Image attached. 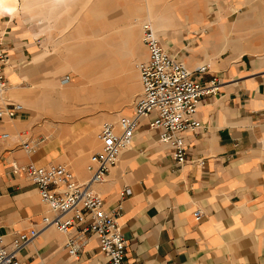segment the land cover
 Instances as JSON below:
<instances>
[{
    "label": "crops",
    "instance_id": "obj_1",
    "mask_svg": "<svg viewBox=\"0 0 264 264\" xmlns=\"http://www.w3.org/2000/svg\"><path fill=\"white\" fill-rule=\"evenodd\" d=\"M69 1L54 16L69 9ZM143 1L141 5L128 0L126 9H112L111 20L95 21L90 33L80 16V45H103L104 54L112 52L109 45H124L122 60L133 57L136 50L144 60L148 53L141 41L142 24L144 18L152 23L155 11L153 28L163 49L192 71L209 64L199 79L216 77L219 88L199 102L196 117L202 126L186 132L188 161L178 164L171 148L158 140L157 130L149 127L151 117H144L131 145L105 179L94 184L105 207L118 213L125 258L140 264H264V0H146L145 13ZM20 2L15 16L0 9V50L7 56L5 96L14 100L10 94H15L14 101L22 105L14 117L0 119V232L5 241L14 232L40 229L41 215L48 212L35 184L12 163H61L77 180L85 179L88 156L99 148L95 131L104 119L103 115L95 116L97 122L92 117L72 118L74 113L52 116L32 106L33 98L53 95L64 64L52 59L48 27L37 20L26 24L21 18L33 0ZM140 6L141 14L135 11ZM72 37L73 32L68 34V45ZM102 56L91 62L95 74L102 76L100 82L114 74V65L119 66ZM103 62L105 73L97 68ZM70 82L79 89L90 90L92 85L75 76L66 84ZM138 88L118 94L130 100ZM103 89H96L91 100L80 93L50 105L55 114L66 112L70 101L96 105ZM44 104L40 101V108ZM124 112L131 113L132 108ZM23 142L30 145L29 151ZM198 159H203L202 165L194 161ZM196 209L202 212L200 218ZM66 239L47 226L19 250L18 258L21 264L105 260L97 236L88 235L73 255Z\"/></svg>",
    "mask_w": 264,
    "mask_h": 264
},
{
    "label": "built area",
    "instance_id": "obj_2",
    "mask_svg": "<svg viewBox=\"0 0 264 264\" xmlns=\"http://www.w3.org/2000/svg\"><path fill=\"white\" fill-rule=\"evenodd\" d=\"M141 41L147 50V57L136 64L140 92L136 96L131 113L120 115L116 121L102 122L95 138L99 148L88 156L85 169L88 176L77 180L73 173L61 163L16 165L14 170L24 172L35 184L40 201L47 207L41 215V227L52 226L67 236L69 254H76L78 248L93 234L99 239L102 264H140L125 258L126 240L117 221V211L107 209L94 184L102 182L112 166L118 162L120 153L133 140L139 122L151 117L149 127L157 130L158 140L167 144L178 164L188 161L186 132H195L202 126L196 117L201 98L215 94L219 84L216 77L201 82L209 64L198 65L190 70L163 49L150 22L142 24ZM7 56L0 50V119L14 117L22 105L5 96L6 82L4 65ZM68 80L65 74L63 82ZM5 133L1 134L4 137ZM25 150L30 145L23 142ZM199 165L203 159L194 160ZM126 189L125 192H128ZM197 218L202 212L196 209ZM40 229L31 228L26 232H14L9 241L0 232V264H21L18 252Z\"/></svg>",
    "mask_w": 264,
    "mask_h": 264
},
{
    "label": "rangeland",
    "instance_id": "obj_3",
    "mask_svg": "<svg viewBox=\"0 0 264 264\" xmlns=\"http://www.w3.org/2000/svg\"><path fill=\"white\" fill-rule=\"evenodd\" d=\"M67 0H64L63 5L65 4ZM136 4H143V0H132ZM17 7L18 10L22 8V3L20 0L18 1ZM132 2V3H133ZM154 2V1H153ZM70 4L69 9L66 11H62L57 16H54L58 13L60 10H54L55 3L52 0H33L32 8L29 10V12L25 15H21V18L25 20L26 24H29L31 21H36L38 25L43 26L46 25L48 28L46 29V34L48 35L49 39V45L51 46V52H52V59L54 60L56 58L57 61L62 62L64 64V67L61 71H63L62 76L60 78H63L65 74L69 75V78L66 82H63L62 79H60L56 86H60L59 84H66L72 79V76H74L72 73L76 71L75 67L82 65L87 66L88 72L91 71L93 68V65L91 64L92 60H96L95 58L98 57H91L94 53V45H80V41L77 37V28H78V18L81 16L83 20H86V24H83V28L87 32H92V29H94V22L95 21H110V15L111 11L113 10H122L126 9L128 0H70L67 2ZM156 3V2H155ZM171 4V3H169ZM51 6V7H50ZM146 0H145V8L144 13L146 11ZM174 7L171 6V9ZM63 8V6H62ZM143 6H140L137 11L141 14V9ZM53 10V11H52ZM104 10H107L105 12H102ZM54 13H52V12ZM57 11V12H56ZM104 15H108L107 18H102ZM15 16V15H14ZM98 17V18H94ZM146 22H150L147 20V18H144ZM152 20V19H151ZM151 23V22H150ZM152 27L154 26L153 20L151 23ZM154 29V28H153ZM73 32V37L70 38V45H68V34ZM63 35H65V41L63 40ZM73 44V45H72ZM109 44V43H108ZM103 46V45H102ZM105 46V45H104ZM111 48L109 54H104L102 57H110L113 59V63H118L119 66H113V68H116L114 74L108 75V78L103 79L101 82V85H103V96L101 99L96 101V105H93V103L89 102H75L70 101L67 103L66 106V112L60 113L56 112L55 109L50 105L52 102L54 104H61V101L63 100H70L66 97L65 90H62L61 94H57L55 90H53V95H49L44 98H33V104L32 106H36L39 110L47 111V113H50L52 116H62L65 114H71L72 118H91L92 121L97 122L98 118H96L98 115H103L104 119L100 121L99 123L105 122V121H116V119L122 115L125 114L123 111L126 109H131L134 103V100L138 93L140 92V80H139V74L136 67V64L140 61L139 54L140 51H135V55L133 57H130L128 59L122 60L120 58L121 53L125 52L124 45H109ZM103 49V48H102ZM101 50V48H100ZM71 55V56H70ZM136 57V58H134ZM71 58L73 59L71 61ZM52 60V61H53ZM103 65H98L97 68L99 70H103V72H106V66L104 62ZM75 66V67H74ZM96 67V66H95ZM127 68V69H126ZM60 71V72H61ZM79 77V76H75ZM99 79L94 80L93 83L98 82ZM56 82V80L54 81ZM91 85L93 87L94 85ZM91 84V83H88ZM67 85V84H66ZM139 86L136 94L131 97L130 100L127 99V97L124 94H118L119 91L122 92L126 88L131 90L133 87ZM62 86V85H61ZM55 86H53L54 89ZM102 87V88H103ZM9 89V87H8ZM7 89V90H8ZM65 89V88H63ZM118 90V91H117ZM11 91V90H10ZM31 92L32 90L29 89ZM13 91H11L12 93ZM105 93V94H104ZM116 95V98L115 96ZM14 100L17 99L15 94H10ZM45 102V104L40 108V101ZM18 101V100H17ZM20 102V101H18ZM35 103V104H34ZM112 103V104H111ZM38 104V105H36ZM74 107L76 109L74 110ZM110 112V113H109ZM96 116V117H95ZM68 117H65V119ZM98 149V148H97Z\"/></svg>",
    "mask_w": 264,
    "mask_h": 264
},
{
    "label": "bare ground",
    "instance_id": "obj_4",
    "mask_svg": "<svg viewBox=\"0 0 264 264\" xmlns=\"http://www.w3.org/2000/svg\"><path fill=\"white\" fill-rule=\"evenodd\" d=\"M63 2H64V0H54V3H55L54 10L58 11V10L62 9ZM17 4H18L17 0H0V9L5 10V12H7V14H9L11 16H14L16 14ZM58 12H60V11H58ZM151 18H152L153 24L155 26L156 25L155 11H151ZM100 48H101V50H100ZM94 49H95L94 53H93V55H91V57H98L99 54H100L99 55V57H100L105 53V49L102 45H94ZM72 60L73 59L71 58V61ZM83 64L80 66H77V67L74 66L75 69H77V70L74 71L72 74L74 76L82 77L85 82H89L91 84L93 83L94 80L96 81V79H99V81L96 83H93L94 86L91 87L90 90L76 88V87H74L72 82H70L68 85H65V86H63L60 83L59 84L60 86H55L53 89V90L57 91L56 93L58 95L63 93V92H61L62 90H65V92L67 93L66 94L67 99H72L75 96L79 97L80 93H83V94L86 93V95L89 96L88 100L95 98L96 89H98V88L102 89L101 82H100L102 76H101V74H95L96 72H95L94 67L91 69V71L88 72L89 74H87L88 68H87V66H83ZM63 88H65V89H63ZM7 89H8V86H7ZM121 153H120V155H121ZM120 155H119V158H120ZM119 158H118V160H119Z\"/></svg>",
    "mask_w": 264,
    "mask_h": 264
}]
</instances>
